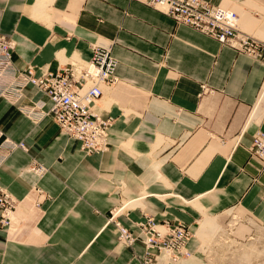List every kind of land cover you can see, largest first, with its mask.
I'll return each instance as SVG.
<instances>
[{
    "label": "crops",
    "instance_id": "0c3cea01",
    "mask_svg": "<svg viewBox=\"0 0 264 264\" xmlns=\"http://www.w3.org/2000/svg\"><path fill=\"white\" fill-rule=\"evenodd\" d=\"M206 1L235 11L241 30L264 47V0ZM0 34L16 40L21 69L87 62L95 44L111 46L117 60V83L98 105L115 120L105 153L83 152L52 115L29 116L31 106L51 107L37 88L17 102L0 99V182L19 202L11 228L0 229V264H140L143 242L120 244L107 225L123 202H138L118 218L136 235L146 215L195 234L192 258L163 256L161 264H212L196 234L204 213L222 227L211 243L225 234L218 219L230 212L264 228V164L249 152L264 131V112L251 121L263 61L135 0H0ZM38 164L46 174L30 170ZM234 233L253 240L250 227ZM254 250L237 261L251 262Z\"/></svg>",
    "mask_w": 264,
    "mask_h": 264
},
{
    "label": "built area",
    "instance_id": "2783aa9c",
    "mask_svg": "<svg viewBox=\"0 0 264 264\" xmlns=\"http://www.w3.org/2000/svg\"><path fill=\"white\" fill-rule=\"evenodd\" d=\"M135 1L165 14L176 26L189 27L214 39L221 46L230 47L264 62V47L241 30L240 17L233 10L205 0ZM16 48L15 39L0 34V99L17 102L22 98L24 90L33 86L49 98L51 107L44 111L41 103L36 107L31 106L27 111L29 116L39 121L52 115L59 129L69 138L80 142L81 149L86 154L107 152L110 130L115 120L103 117L98 105L104 88L117 83V60L112 54L111 46L95 44L89 61L77 64L71 62L60 66L56 72L38 69L33 65L19 68L14 62ZM9 143L10 149H24L22 143ZM249 152L264 164V131H258L254 136ZM30 168L40 175L47 171L40 164L31 165ZM36 193L43 196L38 188ZM128 203H123L111 212L109 224L115 226L119 241L127 247H133L138 241L144 243L145 252L140 264H159L162 252L168 253L173 261L191 257L192 253L187 245L193 233L187 224L160 223L146 215L143 221L136 224L139 230L136 235L118 220L124 210L130 207ZM17 206L18 201L0 182V229L11 228Z\"/></svg>",
    "mask_w": 264,
    "mask_h": 264
},
{
    "label": "rangeland",
    "instance_id": "374dc122",
    "mask_svg": "<svg viewBox=\"0 0 264 264\" xmlns=\"http://www.w3.org/2000/svg\"><path fill=\"white\" fill-rule=\"evenodd\" d=\"M42 70L47 71L48 69H42ZM263 90H264V87H263ZM9 101L14 102L13 100H9ZM263 108H264V106H263ZM36 189L37 188L34 189V191H33L34 193H36ZM44 195L46 196L47 199H50V196H48L47 194H44ZM123 203L125 204L127 202H123ZM137 208H139V206L135 207V206L130 205V207H127L124 210L123 215L126 214V212L129 210H133V209H137ZM110 217H111V215H110ZM202 219H203V217L201 218V220ZM218 221L224 227V230H226L225 234L222 233L223 235H221V237L217 238L214 241V243H211V245L209 247L210 250L208 253L203 252V250H201L202 255H204V256L210 255L212 264H264V228L258 222H256L253 219H248V218H246V216L244 214L238 213V212L237 213L230 212V213H227L223 216H220ZM254 221L259 225V227H256L253 225ZM12 225H13V223H12ZM107 225L109 226V225H111V223L107 224ZM241 225H244L246 227H250L252 229V233H251L252 236L251 237L253 238V240L248 238L247 236L242 238L239 236V233H234L235 231L237 232V228H239ZM136 227H137V225H136ZM191 240H192V238H191ZM118 241H119V239H118ZM199 242H200L199 247H201L202 246L201 240ZM237 242H239L240 244H238ZM119 243L125 245L124 243H122L120 241H119ZM234 243H237V244H234ZM251 246L252 247L254 246L255 247L254 251H256V253H254V255L251 256L252 261L251 262H239V261H237V257L241 254V252L243 251V253H244V249L246 247H251ZM144 248H145V245H144ZM163 256H166L168 259H170V256L168 253L162 252L160 257H159V264H161L160 260ZM184 259H187V258H184ZM170 261L171 262H180L181 260L173 261L170 259Z\"/></svg>",
    "mask_w": 264,
    "mask_h": 264
},
{
    "label": "bare ground",
    "instance_id": "6f19581e",
    "mask_svg": "<svg viewBox=\"0 0 264 264\" xmlns=\"http://www.w3.org/2000/svg\"><path fill=\"white\" fill-rule=\"evenodd\" d=\"M240 24H241V18H240L239 25ZM72 63L77 64V62H72ZM263 106H264V90H263V93L259 99V103H258L257 107L255 108L252 116H251V121H252V119H254V120L259 119L262 116V114L264 112ZM30 170H32V169H30ZM32 171H34V170H32ZM137 203L138 202L132 201V202H129L128 205L136 206ZM18 205H19V202H18ZM201 210H203V208H201ZM204 214H203V219L199 221V227H198L199 229H198V232L196 233L197 236L202 241V247L200 248V252H201V250H203V252H205L207 250V248H209V245L211 244V241H212V237L215 235V233H217V232L219 233L222 230V227L217 223L215 217L208 216L207 214L204 215ZM14 216H15V213L13 214V219H14ZM194 235L195 234H193V236ZM182 259H184V258H181L180 260H182ZM177 261H179V260H177Z\"/></svg>",
    "mask_w": 264,
    "mask_h": 264
}]
</instances>
